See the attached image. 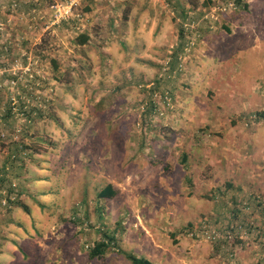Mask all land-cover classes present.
I'll return each instance as SVG.
<instances>
[{"label": "rangeland", "instance_id": "obj_1", "mask_svg": "<svg viewBox=\"0 0 264 264\" xmlns=\"http://www.w3.org/2000/svg\"><path fill=\"white\" fill-rule=\"evenodd\" d=\"M263 86L264 0H0V264H224L185 232L263 181Z\"/></svg>", "mask_w": 264, "mask_h": 264}, {"label": "crops", "instance_id": "obj_2", "mask_svg": "<svg viewBox=\"0 0 264 264\" xmlns=\"http://www.w3.org/2000/svg\"><path fill=\"white\" fill-rule=\"evenodd\" d=\"M259 144L264 147V137L259 141ZM259 183H260V185L258 187L253 186L254 183H252L248 187H243L242 190L240 189V187H237V186L233 187V185H227L224 187V189L221 188L219 191H223L222 194L227 195V196L230 195L229 193L238 194L240 192L241 195L243 194V197L245 198V200H247L246 196L255 193L254 192L255 189L257 190V193H264V176H263V181L259 182ZM213 195H215L214 192H213ZM262 196H264V194H262ZM229 197H231V196H229ZM230 200H232V198H230ZM210 201H212V202H211V206L208 210L209 216L214 215V217H218V216L220 217L221 215H223V213L225 211H229L230 209H232V207L230 208L232 201H230V203H228V200L226 198L224 199V202L223 201L216 202L215 199L214 200L210 199ZM247 201H244L242 203L241 207L237 208L240 210L239 213L237 212V210H234V214H232V215H235L234 216L235 219L237 218L236 214H240V216H241V224L243 226L241 228L240 234H236V237L240 240L238 243L240 244L241 248L230 249V250L225 251V250L219 249L217 247L212 248L210 246L211 252L215 251L217 253V255L219 253V255L225 256L224 257V260H225L224 264H263L264 263V258H263L264 257V235L258 234V232L256 230H249V229L246 230V227H245L246 224L247 225L252 224V225H255L256 227H259L261 224H264V205L261 204V205H263V207L262 206H256L252 200H250L248 202ZM244 205H245V207H244ZM197 206H203L204 207V204L202 201H200V202H198ZM205 206H207V205H205ZM204 208H202V210L204 211L203 214H205ZM216 220H217V218H216ZM166 221L167 220H164V222H166ZM171 222H173L172 219H171ZM145 232H146L145 235L147 237L151 238V240H148L143 235L144 239L148 243V245L153 246V247H157V248L160 247L158 244L155 245V243L152 240V239H154L153 238L154 236H151V234H158V232H156V233L147 232V231H145ZM170 235L172 237H174L175 234H170ZM143 236L141 235V237H143ZM136 237H138V236H136ZM220 243H222V242H220ZM218 244H215V245H218ZM222 244H225L224 248L226 246H229L226 243H222ZM139 245L140 244L137 243L138 247H139ZM195 247H196L195 245H193L191 247V249H190L191 253H195V252H193V249ZM240 250H242L241 255L238 254V251H240ZM152 252H153V254L151 256L147 255L144 258L149 260L150 262H152L154 264H163V262L161 260L157 261V255L161 254L162 252L160 250H156V249H154ZM155 253H156V255H155ZM230 254H233V256H235V257L230 259L229 258ZM154 255H155V257H154Z\"/></svg>", "mask_w": 264, "mask_h": 264}, {"label": "trees", "instance_id": "obj_3", "mask_svg": "<svg viewBox=\"0 0 264 264\" xmlns=\"http://www.w3.org/2000/svg\"><path fill=\"white\" fill-rule=\"evenodd\" d=\"M90 9L87 7L85 9V12H89ZM225 30L227 32H229L228 28H225ZM76 44L79 46H83L87 43L88 41V36L86 34H79L76 38H75ZM52 64L54 67H56V62L52 61ZM42 115H40L41 117ZM18 149H22V145H19ZM18 153V152H17ZM115 196V191L112 188V186L110 184L106 185L98 194H97V198L99 199H103V200H107V199H111ZM247 200L250 201L252 200L253 203L256 206H263L264 203L262 202V200L259 199V196H254L252 194L247 195L246 196ZM245 200V201H247ZM247 201V202H248ZM243 202V201H242ZM263 204V205H261ZM246 205V204H245ZM244 205V207H245ZM23 210L27 211V207L24 205H19ZM234 206L232 208V214H234ZM238 211V210H237ZM239 212V211H238ZM224 224L217 226V228L222 232H232L235 231H239L242 227V224H240L241 222H239V224L236 222V219L234 218V216L232 217V221H226L223 222ZM217 223H215L216 225ZM191 226V225H189ZM246 230H256L259 233V227H256L255 225H250V224H246L245 225ZM190 228V227H189ZM245 229V228H244ZM236 235V234H235ZM114 239L106 234H103V238L102 240H100L99 242H97L96 244H94L93 248L89 251V257L91 259H101L102 257H104V255L107 253L108 249L110 247H112V243H113ZM216 243H220V242H216ZM224 243V242H222ZM119 251L118 253L121 254L127 261L129 264H154L152 262H150L149 260L143 258V257H137L136 255H134L133 253L130 252H126L123 250H116Z\"/></svg>", "mask_w": 264, "mask_h": 264}, {"label": "built area", "instance_id": "obj_4", "mask_svg": "<svg viewBox=\"0 0 264 264\" xmlns=\"http://www.w3.org/2000/svg\"><path fill=\"white\" fill-rule=\"evenodd\" d=\"M262 92L264 94V86L262 87ZM264 112V109L261 110ZM252 225V224H250ZM186 234L190 235L192 239H200L201 241L209 242H224L226 244H233L236 235L232 232L222 233L216 225H212L209 220H202L197 228H187ZM246 233V232H245ZM259 233L264 235V224L259 226ZM230 256H233L232 254ZM264 258V257H263ZM264 264V263H263Z\"/></svg>", "mask_w": 264, "mask_h": 264}]
</instances>
